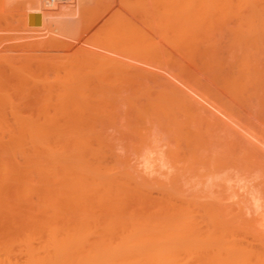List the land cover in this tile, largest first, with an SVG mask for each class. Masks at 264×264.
I'll return each mask as SVG.
<instances>
[{"label": "bare ground", "instance_id": "bare-ground-1", "mask_svg": "<svg viewBox=\"0 0 264 264\" xmlns=\"http://www.w3.org/2000/svg\"><path fill=\"white\" fill-rule=\"evenodd\" d=\"M67 1L29 0L28 5L25 1L22 30L34 33L46 29L49 16L45 9ZM221 1L219 47L224 50L222 54H217L220 49L216 53L212 50V53H200L196 49L198 54L193 56L190 51L187 52L190 56H159L157 50L158 54L145 53L148 42L146 36L141 35L140 25L135 26L139 22L136 21L127 39L130 45H125L120 35L123 43L114 42L119 45L114 49L110 45L111 52L105 50L106 54L102 52V55L92 50L91 55L88 53L89 56L78 59L83 61L77 68L78 61L71 63L75 67L69 68V64L62 72L59 70L54 75L51 72L52 79L48 75L27 79L19 75V70L6 69L5 64V68H0V264H264V241L253 244L255 246L249 241H240L246 230L241 233L242 238L237 239L229 222L223 220L225 212L221 210L222 218L221 212L215 209L216 203L214 208L203 205L202 201L199 203L203 195L199 199V194L187 196L179 186L181 178H177L178 173H185L199 163L202 168H197L210 170L206 173L210 179L206 175L202 177L207 181L205 188L212 189L208 181L214 179L216 184L219 168L223 170L220 174L233 169L242 177L248 166L255 164L247 159L250 152L232 148L233 142L252 141L245 133L233 130L229 116H238L247 132L256 122L258 127L264 125V7L260 8L259 0ZM58 10L50 12V16ZM66 11L59 10L58 15ZM131 20L128 21L131 23ZM129 51L132 52L130 60ZM140 63L162 69L163 73L142 67ZM62 66L65 68L66 64ZM173 71L184 78V88L169 87L151 92L144 81L167 79ZM129 81H138L133 87V95L137 94L138 99L126 107ZM195 95L212 99L217 104L223 114L222 123L215 121L209 109L196 105ZM6 109L12 110V121L8 111L5 112L8 118H5ZM13 109L20 115L22 110H27L25 113L33 116H17ZM118 114L123 115L120 118L122 123L126 121L123 125L126 130L121 131L113 121V128L117 125L114 134H119L115 137L110 134L111 130L108 134L109 128L104 125L110 116L114 118ZM260 128L256 127L260 131L258 135L262 133ZM132 138L146 146L151 142L149 148L153 142H167L164 164L165 161L169 163V169L166 172L175 169L177 174L174 170L167 174H173L167 178L170 186L165 184L166 179L156 182L157 198L149 195L152 187L149 177L145 178L147 181L140 178L142 174L139 176L136 171L135 162H123L119 157L121 151L118 155L113 150L118 143L112 142L126 143ZM133 139L132 147H136ZM258 141L261 142L262 137ZM168 142L177 144L171 149ZM145 145L138 148L139 153H136L140 157L135 156L136 159L149 156L151 149L146 151ZM152 145L161 147L158 143ZM155 154L161 156V153ZM162 168L159 173L165 172V168L160 172ZM197 172L193 175L204 174ZM161 175L166 177V174ZM187 175L182 176L192 180V174V177ZM227 175L223 177L227 179ZM200 176L195 180L204 186L205 179L201 181ZM196 182L193 187L199 189Z\"/></svg>", "mask_w": 264, "mask_h": 264}, {"label": "rangeland", "instance_id": "rangeland-1", "mask_svg": "<svg viewBox=\"0 0 264 264\" xmlns=\"http://www.w3.org/2000/svg\"><path fill=\"white\" fill-rule=\"evenodd\" d=\"M25 1H27L26 4L28 5L29 0H0V60L3 61L2 64L0 62V68L5 66L6 69H8V68L12 69L15 72H17V70H19L18 71V72H20L19 75H21L24 78L27 77V79H30L32 77L33 80H36L39 77H44V75L45 76L48 75L49 78L51 77L50 79H52V77H53L52 75H54V72L56 73L59 70H61L60 72H62V70L68 68L69 64L75 63L78 61L77 62L78 64L77 63L75 64V66L77 68V66L80 65L83 61V60L80 61L81 60L80 58L84 59L85 55H87L89 52L92 54V50H93V52H96V51L99 52L100 51L99 52V54H100L102 52L105 53V50L107 52L108 50H110L112 48L114 49L115 45H119V44H116L114 42L119 41L118 43L122 44L123 42H121V41H123V40H122V37H120V35H123L125 45L128 46V45H130V43L128 44V40L131 37V35H129V34L130 33L132 34L133 30L135 29V26L137 27L139 25H140L139 30L141 32V35L146 36V39L148 42L147 43L148 45L146 44V47L152 46L150 49H149V47H147V48L145 47L146 48V49L144 48L146 50V51H144L145 53H148V51H150V53L153 52L154 54H158L156 52V50H157L159 52V54H158L159 56L164 55V54H171L173 56H178V55L179 56H184V55L190 56L187 54V52L190 51L191 53L189 52V54H191V56H193V55H196V53L198 54V51L200 53H203V52H208V51L210 52L212 50V52L215 51V53H216L218 51V49H220V51H219L220 53L218 52L217 54L224 53L223 52L224 50L222 51V48L219 47L221 44V14H220V9H221L220 7H221V2H222L221 0H167V1H164V0H69V1L64 2V3H59V5L56 4L53 8H50V9L49 8L45 9L44 8L45 6H41L42 8L45 9V11L48 10L46 12L48 13L49 17H47L46 23L47 24L49 23V24L46 28L47 30L42 28L43 32L39 30V31H35L34 33L33 32H25L24 30H22L24 28H23V25H21L22 24L21 19H22L23 14L26 10V7H27V5L25 4ZM33 1L35 2V0H33ZM255 1H257V0H255ZM257 2L258 3L260 2V5H261V7L259 5L260 8L264 7V0H259ZM64 6H65V8H64ZM122 8H124V9H122ZM56 9H59L60 11L61 10L62 11L67 10V11L65 12V14L63 12H61L58 15L59 10L57 11V14H54V13H56V12H54ZM262 10H264V9H262ZM50 12H54L53 13L54 15L50 16L52 14ZM133 14H134L135 20L132 18ZM115 16L117 17V19ZM127 16H130L131 19H133V20H131L130 17H127ZM109 17H111V18H109ZM122 19H125V20L121 21ZM126 20L127 21L131 20L132 22L130 23L129 21L127 22ZM136 21H139L140 23L137 22V25L134 26L133 24L136 23ZM46 23L44 25V28L46 27ZM113 24L115 26H113ZM128 26H129V28H128ZM132 26H134V29ZM122 28L127 34H125V32L122 30ZM119 33H122V34H119ZM46 34H48L50 36H48ZM128 36H129V39H128ZM162 37H164L165 40ZM115 38H118V39L116 40ZM119 38L121 40H119ZM39 39H41V40H39ZM162 40H164V41L162 42ZM35 41H37V42H35ZM111 43H114V44H111ZM110 45L112 46V48L109 49V47H111ZM102 47H104L105 49ZM194 47H195V49H194ZM204 48H205V50H204ZM162 50H163V52H162ZM201 50H202V52H201ZM109 52H111V50ZM212 52H210V53H212ZM97 53H93V55H96ZM131 53L129 51L128 60L131 59L130 58ZM89 54L87 56H89ZM108 54L110 55L111 53H107V55ZM102 55H104V54L102 53ZM58 57H60V58H58ZM78 59H80V60H78ZM57 60L58 61L60 60L61 62L63 61L64 64L61 62L58 63ZM132 61H133V59H132ZM40 62H43V63H40ZM44 62H46V63H44ZM128 62H131V61H128ZM36 63H37V65H36ZM56 63H58V65L61 67V69H59L60 67L58 65H56ZM53 64H55L58 68H55L56 66H54ZM65 64H66V67L64 68V66H62V65H65ZM143 64L140 63L139 65L142 67L144 66L145 68H149V66H147L146 64H144V65ZM8 65H9V67H8ZM17 65H19V66H17ZM72 66H74V64L73 65L71 64V66L69 65V68H71ZM52 67H53V69H52ZM54 68L56 69V71H54L55 70ZM28 69L29 70L31 69V70L29 71ZM149 69L157 71V72H161V70H162V69L158 70L157 68H155L153 66L152 67L150 66ZM27 71H28V73H27ZM40 71H41V73H40ZM51 72H53L52 75H51ZM34 73H36V76ZM42 73H44V74H42ZM161 73H163V70ZM29 75H30V77H29ZM144 81H145V83L148 84L151 92L157 91V89H161V88H169V87L184 88L186 86V84H185L186 82H185L184 78H182L181 75L177 71H173L171 76L167 79H162V78L150 79V78H148V79H144ZM137 82L136 81H129L128 82V91H127L128 96H127V101H126V107H129L138 99L137 94L135 96L133 95V94H135L133 87ZM147 87H145V88H147ZM127 102H128V106H127ZM195 103L199 107L209 109L210 112L213 113V116L215 117V121L222 123L223 114L218 109L219 107L217 106V104H215V102L212 99L206 100V99L200 97L199 95H195ZM7 111L10 114V112L12 110L6 109L3 113L5 114V112L7 113ZM13 111L15 112L16 109L15 110L13 109ZM19 111H21V108H19ZM19 111L17 110V112H15V113H17V116L24 117L23 116L24 114H26V116L28 115L27 110L26 111L22 110L24 113L22 112L23 114L21 113V115L18 114ZM25 112H27V113H25ZM210 112H209V114H210ZM15 113H14V116H15ZM29 113H33V112L30 111ZM9 114H8V116L10 117L9 119L12 121V117H13L12 114L13 113L11 112V115H9ZM30 115L33 116L32 114H30ZM30 115H28V116H30ZM120 116H122V118H123L122 114ZM120 116L118 114V115L114 116V118L110 116V118L107 119L108 121H106V124L104 126H106L107 129L109 128L108 134L110 133L109 130H111L113 132H111L110 134L113 135L114 134V128H115V130L117 129L116 128L117 125H115L116 127H114V128H113L114 124H113V126L111 125L113 121L116 124H118L119 127H121V131L126 130L125 127H123V125L125 126L126 121H125V123H122L121 120L123 121V119L120 118ZM5 118H8L7 115L5 116ZM9 119H7V120L9 121ZM229 119H230L229 124L233 128L234 131L245 133V136L252 141V142H233L234 145H232V148H235L236 151L239 150V148H240L241 150L245 151L246 153L250 152V155L247 159L249 162L250 161L255 162V164H254L255 166L253 165V163L250 166H248L249 168H248V171L246 172V175L244 174V175H242V177H241V175L237 174V172L233 169H229V170H232V172H229L227 170L229 173L225 172L223 174H220L223 172V170L219 168V172L220 171L221 172L220 173L218 172L216 174V177H215L216 184H218V182H217V180H218L219 185L216 186V184H214L215 182H213L214 179L212 180V178H211L212 182H210V180L208 181V184H210V183L212 184V185H210V186H212V189H211V187L209 188L210 191L208 188H205V186L207 184L206 178L208 177V175H206V173L208 174L210 170H207V169L205 170V168L199 169V168H202L199 163L198 164L195 163V167H193V169L195 170V168H196V170H195L196 174L199 173V172H197L198 170L203 172L204 174H200L201 176L200 175L196 176V174L193 175V173H195V171L192 168H190L189 170L188 169L185 170L187 173H188V171H190L188 173L189 175H187L186 172L183 173V171H181L180 173H178L177 178L182 179V180L180 179V181H178L179 186H180L181 190L183 189L184 192L186 191L185 193L187 196L190 195L189 193L192 194V196L190 195L191 197H194V196L196 197L199 194L197 196L199 199V198H201L199 196L203 195L202 198L205 197V199L204 198L199 199V203L202 204V202H203V205H206V206L209 205L210 207H213V208H214L215 203H216L217 207L215 206V209L217 210V212L219 213V212H221V210L225 212L224 213L225 217L223 216L222 212H221L222 215L220 213L219 214H220V216H222V218L224 217L223 220L225 222H227V223L229 222V224H228L229 227H232L233 233H235L234 236L236 235L235 236L236 238L239 237L237 239H240L242 237L243 238L246 237L248 240L246 238H244V239L242 238V240H240V241H243V242L246 241V243L249 241V244L251 243L252 245L253 244L259 245V241H264V193H262V191H264V184L259 183V182H264V134H262V133H264V130H262L264 128H260L264 125H260L258 127L257 122H256L255 123L256 125H254L253 129L252 130L250 129L251 132L250 131L247 132L246 125L241 121L240 118H238V116H234V115L231 117L229 116ZM11 121H9V122H11ZM109 122H110V124H109ZM259 122L261 123L260 120H259ZM259 122H258V124H259ZM262 123H264V122H262ZM255 126L257 128H260L259 130H261V132H262V133H259L260 135H258V132H260V131H257ZM256 131H257V133H256ZM246 133H249V134L252 133V134L246 135ZM117 134H118V132L115 133L114 136L116 135L115 137H117L119 135V134L118 135ZM252 135H254V136L257 135V136L254 137ZM261 137H262V141L259 142L258 140H261ZM243 138H245V137H243ZM257 138H258V140H255ZM132 139H131V142L129 140L130 143L126 142L127 144L125 142H119V141L112 142L114 145H116L118 143V145H116L117 148L113 145L114 146L113 150L114 151L116 150L115 152L118 155H119V152L121 151L120 152L121 154L119 157L124 159L123 162H125V161H127V163L131 162V161H132L131 163L135 162V163H133L134 167L137 169V170L136 169L135 170L139 171L138 172L139 176L141 174L143 176V177L141 176L140 178L145 179V178L149 177L148 181L149 182L151 181L150 183H152V187L154 186L153 189H152V187H150V190L151 189L152 190H151V192L149 190V195L152 198H157L159 195H158V191L156 192V190H157L156 188H158L156 182H159V181L163 182V179H164V181L166 179L167 182L166 183L164 182V183L167 184L169 181L167 179L169 175L167 176V174L168 173L170 174V172H172L173 170H174L173 172H175L177 174V171H175V169L171 170V168H170L171 171L166 172L167 169H169V167H168L169 163H167L165 161V164H164L165 149L168 150L166 148V147H168V145H166V147H165V144L167 142L166 143L165 142L161 143V141L156 142V143H158V146H161V147H157V145L153 146L152 144H156L155 142H153L151 144L152 148H149L150 147L149 144L151 142L146 143L149 145V147H148V145L146 146L144 144V142L138 143V142H136V141H138V139H133L134 140L133 143L136 145V147L135 146L132 147L133 146ZM120 143L121 144L125 143V144H122V146H127V147L122 148V146L119 145ZM160 143L163 145H161ZM168 143H170V142H168ZM129 144H131V145H129ZM176 144H175V142H171L169 144V146L171 145V149H173V148H175ZM141 145L142 146L145 145V147H143V148L147 149L146 151H149L151 149L150 150L151 152H149L148 157L147 156L145 157V155H143L144 161H143V158L141 156V159L144 163L139 158L140 154L136 153V152H138V148L140 150ZM118 147H120V148H118ZM146 147H148V148H146ZM153 147H156V148L153 149ZM123 149H125L126 151H124ZM152 149L155 151L157 150L158 154L161 153V156L156 155L155 153H157V152H154ZM160 149H162L161 152H160ZM129 150H130V152L128 153ZM181 150H182V147H181ZM152 151H153V153H152ZM125 152L127 155L124 154ZM122 153H123V155H122ZM145 153H146V155H148L147 152H144V154ZM150 153L152 154V156ZM153 154H155V156ZM124 155H126V156L129 155V157H126V156L124 157ZM138 155H139V157H137L138 159H136L135 156H138ZM130 157L132 160L130 159ZM145 158H146V161H145ZM157 158H160L161 161L158 160ZM127 159H129V161ZM133 159L134 160L136 159V160L134 161ZM138 160H140V162H142V164L140 162H138ZM136 162H137V164H136ZM150 162H151V164H150ZM155 162H157V163L155 164ZM161 162H163L162 166L160 164ZM244 162L245 161H243L242 164ZM131 163H129V164L132 166ZM164 165H167V166H164ZM139 166H141V167L143 166V168H141ZM144 166H146L147 169H144ZM157 166H159V167H157ZM251 166H253L254 168ZM155 167H156V169H155ZM162 167L166 169V170L164 169L166 173L161 172V171H164ZM197 167H199V168H197ZM159 168L160 169L162 168V170H160L161 173H159ZM254 169L256 171H253ZM146 170L147 171L149 170V172H146ZM251 170H252V174L250 175L249 173L251 172ZM175 173H174V175L177 176ZM190 173L192 174L193 177L191 176ZM143 174H145V176ZM161 174H166V177H164ZM179 174L180 175L185 174L187 176H190V177H192L193 181L188 177L187 178L185 177L186 178L185 179L182 175H181V177H179ZM226 174L230 175L229 177L227 175V179H225L226 176L223 177V175H226ZM232 174H234V176ZM205 175H206V178L202 177ZM219 175L221 177H218ZM231 175H232V177H231ZM171 176H173V174L170 175L169 177H171ZM199 176L202 177V179L200 178L201 181H203L205 179L203 181V183L206 181L204 186H201L199 184L200 182L199 183H198V181L196 182L195 178H198ZM182 177L184 178V180H186V183ZM209 177H208V179H210ZM213 178H214V176H213ZM242 178H243V180H242ZM145 180L147 181V179H145ZM190 180H191V183H190ZM181 182H183V183H181ZM194 182L199 184L200 190L194 189V187H196ZM221 183H222V185H221ZM186 184L190 188V191L187 190L189 188L186 186ZM193 184H194V187H193ZM246 184H248V185H246ZM260 184H262V186ZM183 185L186 186V188ZM245 185L247 186L248 190L249 189H252V190H249L250 192L248 190H246ZM252 185H253V187L254 186L255 187L260 186L259 188L256 187V189L257 190L259 189V191L261 193L259 191H257L255 188H252ZM167 186H170V184ZM242 186H243V188H242ZM222 187H224V188H222ZM197 188H198V186H197ZM206 189L208 190L210 195L208 194ZM184 192H183V194L185 196ZM247 192H249V194H247ZM194 193L197 195H195ZM203 193H206L208 195H205ZM247 198L252 199V201L248 200ZM205 200L209 201V202L205 203ZM211 200H212V202H210ZM241 201H242V203H241ZM207 203H209V204H207ZM211 204H214V205H211ZM224 205H226V206H224ZM225 214H227V215H225ZM226 216H228V217H226ZM241 216H242V218H241ZM226 219H228V220L226 221ZM232 220H233V222H231ZM246 222H248V224ZM236 224L238 226H236ZM257 228H259L258 231L256 230ZM234 229H236V230H234ZM237 230H238V232H237ZM253 231H255V232H253ZM241 233H243L242 237H241ZM250 233H251V235H250ZM239 234H240V236H239ZM253 237L255 238L256 242H258V243H256L255 240H252V239H254ZM250 239L254 243L250 242L251 241ZM253 246H255V245H253Z\"/></svg>", "mask_w": 264, "mask_h": 264}]
</instances>
